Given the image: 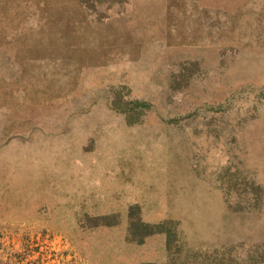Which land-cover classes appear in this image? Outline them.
Instances as JSON below:
<instances>
[{
  "label": "rangeland",
  "instance_id": "1",
  "mask_svg": "<svg viewBox=\"0 0 264 264\" xmlns=\"http://www.w3.org/2000/svg\"><path fill=\"white\" fill-rule=\"evenodd\" d=\"M0 264H264V0H0Z\"/></svg>",
  "mask_w": 264,
  "mask_h": 264
}]
</instances>
